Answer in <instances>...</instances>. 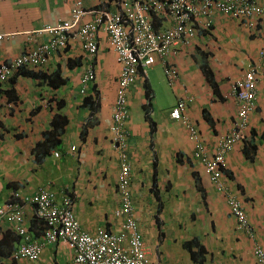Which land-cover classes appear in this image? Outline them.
Wrapping results in <instances>:
<instances>
[{"label":"crops","instance_id":"0c3cea01","mask_svg":"<svg viewBox=\"0 0 264 264\" xmlns=\"http://www.w3.org/2000/svg\"><path fill=\"white\" fill-rule=\"evenodd\" d=\"M76 1L98 11L117 10L116 2L131 0H0V63L46 44L49 34L38 31L68 19ZM92 19L91 13L82 17L83 22ZM152 20L156 27L172 24L167 16L153 15ZM255 27L259 30L216 14L212 29L199 34L192 47L158 57L128 89L130 194L151 264H256L254 248L264 250V54L259 53L264 49V17ZM97 42L92 60L80 42L71 40L49 52L45 64L15 70L2 85L0 204L20 201L29 234L44 242V248L36 260L11 259L23 238L3 221L1 264H66L71 259L69 245L45 243V223L22 201L40 187L55 193L58 204L67 196L83 230L121 229L123 218L115 215L120 158L110 138L121 66L103 30ZM165 60L178 73L172 85ZM90 63L95 80L81 92V76ZM204 64L213 83L204 76ZM156 65L152 75L147 68ZM251 65L257 69L256 107L244 136L227 153L222 175L227 191L242 203L249 232L236 227L227 198L194 155L183 124L169 112L184 99L186 115L211 153L237 115L230 83Z\"/></svg>","mask_w":264,"mask_h":264},{"label":"built area","instance_id":"2783aa9c","mask_svg":"<svg viewBox=\"0 0 264 264\" xmlns=\"http://www.w3.org/2000/svg\"><path fill=\"white\" fill-rule=\"evenodd\" d=\"M152 13L169 14L174 21L173 26L156 30L152 25ZM218 13L241 20L250 30H259L255 29V25H258L260 17H264V5L256 0H141L131 4L124 3L122 10L118 12L96 11L94 20L80 25L77 22L83 11L80 9V2H77L71 21H62L44 29L53 36L52 46L64 45L69 37L68 33L72 32V37L77 38L82 47L94 55L97 51V31L103 28L122 64L113 123L110 126L111 144L120 158L117 173L120 203L115 215L123 218L121 229L113 231L98 226L94 232L83 230L71 200L64 196L58 204L56 194L47 188L40 187L37 192L22 199L23 203L33 206L35 217L45 223V243L60 242L71 247L72 257L66 264H151L130 194L126 90L138 76L139 65L150 66L157 57L176 54L180 45H190L197 28L210 29L213 16ZM46 51V48L33 50L15 57L10 64L0 63V94L2 84L17 66L22 63L41 65L45 61ZM260 54H264V49ZM165 72L169 82L173 84L177 79V72L169 66H165ZM256 75L255 67L250 66L243 78L231 81L229 95L237 101V115L230 129L219 135L211 153L184 114L185 101L180 99L170 112L172 118L181 120L188 129L189 138L194 142V155L202 161L204 171L217 191L227 198L231 214L241 229L246 227L247 215L241 201L227 191L222 175L226 155L244 136L249 115L256 107ZM91 79L93 73L89 71L82 82L85 84ZM58 155L55 152V156ZM3 221L23 238V242L11 254V259H38L44 242L33 239L29 234L20 201L8 199L0 204V224ZM254 256L256 264H264V250L260 246L254 248Z\"/></svg>","mask_w":264,"mask_h":264},{"label":"clouds","instance_id":"9594fccd","mask_svg":"<svg viewBox=\"0 0 264 264\" xmlns=\"http://www.w3.org/2000/svg\"><path fill=\"white\" fill-rule=\"evenodd\" d=\"M135 1H141V0H131L130 2H124V3H127V4H131V3H134ZM257 1V0H256ZM77 2H80V9L83 11V14L80 16V18H79V20H78V24H84V23H88V22H90V21H92V20H94L95 19V15H96V10H94V9H87V8H85V7H83V5H82V2L81 1H76L74 4H73V6H72V8L70 9V15H69V18L68 19H60V20H58L55 24H52V25H46V26H44L42 29H40L38 32H44V33H46V34H49V36H50V40L46 43V44H44V45H42V46H40V47H37V48H35L34 50H37V49H43V48H46V50L48 51H46V55H45V61L44 62H42V64L41 65H43V64H45L47 61V57L49 56V52H51V51H55V50H59V49H63V48H65L67 45H68V43L71 41V40H76V41H78V42H80L77 38H75V37H72L73 36V34H72V32H69L68 33V35H69V37H68V39H67V41H65V44L64 45H60V46H52V41L54 40L53 39V36L48 32V31H46V30H44L46 27H48V26H53V25H56L57 23H59V22H62V21H71L72 19H73V16H72V13H73V9L75 8V6H76V3ZM124 3H115V5L117 6V10H107V9H103V10H105V11H109V12H118V11H121L122 10V7H123V4ZM98 11H102V10H98ZM93 14V19L92 20H90V21H86V22H83L82 21V17L84 16V15H87V14ZM219 14V13H218ZM153 15H157V16H160V17H169V18H171V20H172V24H169V25H165L164 26V29L165 28H168V27H172L173 26V24H174V21H173V19H172V17L171 16H169V14H164V13H157V14H155V13H152L150 16H151V20H152V16ZM216 15V14H215ZM214 15V16H215ZM222 15H224V16H228V15H226V14H222ZM214 16H213V18H214ZM228 17H230V16H228ZM152 25H153V27L156 29V30H158V29H160V28H162L163 26H160V27H156L155 25H154V23H153V20H152ZM212 26H213V19H212V25H211V27H210V29H208V30H206V29H199V28H197V30H196V35H195V38H194V40H193V42L190 44V45H180V47H178V49H179V51H177V53L176 54H172V55H169V56H163L164 58H167V57H171V56H176V55H178L182 50H184V49H186V48H188V47H192L193 45H194V43H195V41H196V39H197V37L199 36V34H201L202 32H206V33H208L211 29H212ZM100 30H103V28H99L98 29V31H100ZM98 31H97V33H98ZM104 31V30H103ZM105 32V31H104ZM106 33V32H105ZM107 34V33H106ZM107 37H108V35H107ZM109 39V38H108ZM80 45L82 46V44H81V42H80ZM111 45V44H110ZM112 47V46H111ZM177 47V46H176ZM82 49H83V51H85L87 54H88V56H89V58L92 60L93 58H94V56L96 55V53H97V51H98V42H97V51H96V53L94 54V55H91L88 51H86L83 47H82ZM112 49L114 50V48L112 47ZM31 51H33V50H31ZM115 51V50H114ZM30 52V51H29ZM260 52H261V50H260ZM259 52V53H260ZM115 53H116V51H115ZM262 55V54H261ZM158 58V57H157ZM156 58V59H157ZM116 59H117V61L119 62V64H120V66L122 67V64H121V62L118 60V57H117V53H116ZM169 60V59H168ZM168 60H165L164 62H163V64H164V66H169V67H171L172 69H174V66H172V65H170L169 63H168ZM156 61V60H155ZM155 63V62H154ZM153 63V64H154ZM153 64H151V65H153ZM31 65H33V64H31ZM150 65V66H151ZM33 66H39V65H33ZM252 66V65H251ZM144 67H148V66H140L139 65V67H138V73H139V71L142 69V68H144ZM250 67V66H249ZM249 67H248V69H249ZM255 67V66H254ZM247 69V70H248ZM255 69H256V67H255ZM175 70V69H174ZM246 70V71H247ZM89 71H92V73H93V79H91L90 81H88L87 83H85V84H83V82H82V79H83V77H84V75L86 74V73H88ZM176 71V70H175ZM245 71V72H246ZM14 72V71H13ZM177 72V71H176ZM245 72H244V74H245ZM120 73H121V68H120ZM120 73H119V76H120ZM166 73V72H165ZM256 73H257V69H256ZM244 74H243V76H244ZM167 75V74H166ZM119 76H118V79H119ZM168 77V76H167ZM137 78H138V76L136 77V79L129 85V87L130 86H132L134 83H135V81L137 80ZM243 78V77H242ZM118 79H117V88H118ZM177 79H178V73H177ZM176 79V80H177ZM237 79H239V78H237ZM94 80H95V70H94V66H93V64L92 63H90L89 65H87L86 66V68H85V70L83 71V73H82V76H81V89H80V91L81 92H85V88L86 87H88V85L89 84H92L93 82H94ZM175 80V81H176ZM235 80V79H234ZM256 80H257V75H256ZM168 81H169V79H168ZM233 81V80H232ZM231 84V83H230ZM3 85V84H2ZM85 85V86H84ZM172 85V84H171ZM129 87H127V90H126V103H127V95H128V89H129ZM2 93V92H1ZM116 94H117V89H116V93H115V100H116ZM1 95V94H0ZM115 100H114V104H115ZM180 99H178V101H179ZM184 100V99H183ZM177 101V102H178ZM185 101V100H184ZM255 102H256V99H255ZM177 104V103H176ZM176 106V105H175ZM175 106H173L172 108H171V110L175 107ZM186 108H187V105H186V101H185V110H184V114L186 115ZM127 109H128V106H127ZM171 110H170V112H171ZM255 110V109H254ZM253 110V111H254ZM170 112H169V115H170ZM187 116V115H186ZM170 117L172 118V116L170 115ZM172 119H174V120H177V121H180L182 124H183V126H184V128L186 129V131L188 132V129L186 128V126L184 125V123L181 121V120H179V119H176V118H172ZM187 119H188V121H190L189 120V118H188V116H187ZM191 123V122H190ZM188 135H189V132H188ZM110 138H111V136H110ZM127 152H128V149H127ZM129 155V154H128ZM225 170V169H224ZM118 173V172H117ZM130 176H131V173H130ZM116 181H117V179H116ZM130 181H131V179H130ZM117 183V182H116ZM37 218V217H36Z\"/></svg>","mask_w":264,"mask_h":264},{"label":"trees","instance_id":"16d2710c","mask_svg":"<svg viewBox=\"0 0 264 264\" xmlns=\"http://www.w3.org/2000/svg\"><path fill=\"white\" fill-rule=\"evenodd\" d=\"M7 64H10L11 63V60H9V61H7L6 62ZM28 64H30V63H22V64H20L19 66H17L15 69H14V71L16 70V71H20V70H22L23 68H25L26 67V65H28ZM205 64L202 66L203 67V72H204V76L207 78V80L210 82V83H213V79H212V75H211V72L209 71V68L207 69V68H205ZM253 66V65H252ZM12 75V74H11ZM10 77H8L7 79H6V81L9 79ZM224 98V97H223ZM204 117L207 119V121H211V119L209 118V117H207V114H205L204 113ZM46 136H48V138L51 136V131L50 132H48V133H46ZM224 172V171H223ZM242 204V203H241ZM229 206V205H228ZM246 213V212H245ZM247 215V214H246ZM77 218V217H76ZM36 219H38V218H36ZM41 223H43V220H41V219H38ZM236 224H237V228H238V222H237V220H236ZM238 229H241V228H238ZM11 230L16 234L17 232L16 231H14L12 228H11ZM242 230H247V231H249V232H251V230H250V228H249V221H248V217H247V221H246V227L245 228H242ZM18 234V233H17ZM188 243V247H189V244L191 245V243H192V241H190V242H187ZM13 253V252H12ZM11 253V254H12ZM193 254V253H192Z\"/></svg>","mask_w":264,"mask_h":264},{"label":"rangeland","instance_id":"374dc122","mask_svg":"<svg viewBox=\"0 0 264 264\" xmlns=\"http://www.w3.org/2000/svg\"><path fill=\"white\" fill-rule=\"evenodd\" d=\"M156 68H158V65H156L155 67H149V68H147V70H148V72L149 73H151L152 75H154V74H156L157 72H156Z\"/></svg>","mask_w":264,"mask_h":264}]
</instances>
